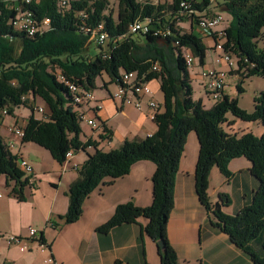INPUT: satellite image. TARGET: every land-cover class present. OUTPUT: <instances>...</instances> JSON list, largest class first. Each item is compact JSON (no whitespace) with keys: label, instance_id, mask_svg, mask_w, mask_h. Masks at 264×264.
Wrapping results in <instances>:
<instances>
[{"label":"trees","instance_id":"1","mask_svg":"<svg viewBox=\"0 0 264 264\" xmlns=\"http://www.w3.org/2000/svg\"><path fill=\"white\" fill-rule=\"evenodd\" d=\"M61 1L0 0V110L6 108L8 114H13L16 106L24 105L34 111L36 97L42 98L48 113L45 118H37L34 113L29 116L22 141L47 149L59 163L65 161L66 153L72 148L95 147L70 185L67 212L51 220V225L56 228L59 221H77L86 198L107 182L106 179L112 182L128 174L137 161L151 160L156 164L152 203L146 207H139L133 201L117 205L111 218L97 231L108 233L116 226L145 218L144 231L157 243L161 264H178L167 228L175 205L179 162L189 132L195 131L200 143L196 166V190L200 201L210 213L213 226L228 234L231 242L246 252L254 264H264V132L258 136L251 131L230 133L224 128L225 124L229 125V115L243 122H261L264 126V90L255 96L251 113L241 109L238 99L226 93L220 101L206 108L202 99L193 98L190 69L185 58L190 52L205 64L210 47L203 37L176 26L177 19L171 26L172 35L166 38L152 32L128 33L130 23L136 19L149 18L154 27L158 26V20L165 22L168 11H177L183 0H172L165 5L117 0L116 14L108 11L109 0H65L64 6ZM189 1L199 9L209 5L208 0ZM17 7L31 10L39 20L49 18L48 28L34 37L14 30L11 20ZM218 8L230 16L225 48L232 49L239 58L233 72L241 73L244 78L264 76V50L257 47L264 27V0H218ZM82 12L88 17L83 18ZM99 24L104 25L109 40L93 48L90 34L82 28ZM184 48L189 51H183ZM155 62L161 65L159 72L152 71ZM122 69L136 71L139 76H145L146 81L160 79L164 111L154 115L158 127L155 133L142 139H126L119 148L103 151L91 139L86 142L80 139L82 128L72 106L73 95L62 77L67 82L94 90L99 77L104 86L122 84ZM239 90L242 92V87L239 86ZM109 137L108 134L102 138ZM237 157L251 162V173L258 179L259 186L252 202L231 215L223 210L231 201L228 195L221 194L220 201L212 203L209 178L213 167L230 177L229 163ZM0 175L15 182L11 193L23 201L29 179L1 135ZM38 241L50 248L43 233L39 234ZM159 241L163 242V248Z\"/></svg>","mask_w":264,"mask_h":264},{"label":"crops","instance_id":"2","mask_svg":"<svg viewBox=\"0 0 264 264\" xmlns=\"http://www.w3.org/2000/svg\"><path fill=\"white\" fill-rule=\"evenodd\" d=\"M183 26L181 23L179 27ZM189 31L202 37L195 25L190 24ZM204 42L208 47L213 44L211 38H206V41L204 38ZM210 51L211 61L205 68L228 70L225 63H216L217 53L214 49ZM190 77L192 80L191 73ZM147 83L152 94L139 98L140 108L134 102L127 103L120 97H114L117 85L113 88L102 83L101 87L107 92L104 89L94 92L96 100L91 104L92 109L85 111L89 118H97L104 125L110 137L102 138L104 134L101 130L81 123L80 139L83 142L91 139L98 143L99 149L110 151L119 148L126 139H142L155 133L158 127L152 117L149 101L156 100L160 105L159 112H163L164 93L160 79H151ZM128 97L134 99L133 94L128 93ZM201 99L206 108L213 106L207 104L206 101L211 100L206 96ZM98 106V111H95ZM28 118H25L23 125L13 119L9 120L8 125L5 120L0 123V135L5 142L15 143L14 148L10 149L11 153L18 158L29 159L35 168L33 175H25L29 183L24 188L23 201L11 193L15 182L6 175H0V264L6 261L12 264H161L157 243L144 231L145 218L116 226L108 233L97 231L111 218L117 205L133 201L139 207H146L152 203L155 162L137 161L128 174L112 182L106 179L107 182L86 198L83 213L77 221H59V226L55 228L50 221L67 212L70 185L78 176V168L94 153L95 147L76 151L67 164L59 163L47 149L34 142H23L13 132L15 127L24 128ZM228 119L229 125L225 124L224 128L230 133L251 131L259 136L264 132L261 122L239 123V119L232 115ZM255 126L258 128L256 131ZM199 151L198 135L191 131L179 162L175 205L167 228L178 264H254L246 252L231 242L228 234L213 226L210 213L199 199L196 190ZM229 169L231 176L226 177L217 167L212 168L208 192L212 203L219 202L221 194L228 195L231 201L223 206V210L233 215L252 202L259 181L252 175L251 162L245 157L232 159ZM29 227L36 228L39 234L43 233L50 248L35 245L31 251H21L17 245L7 243L5 234L26 237Z\"/></svg>","mask_w":264,"mask_h":264},{"label":"built area","instance_id":"3","mask_svg":"<svg viewBox=\"0 0 264 264\" xmlns=\"http://www.w3.org/2000/svg\"><path fill=\"white\" fill-rule=\"evenodd\" d=\"M139 2H148L151 4H159L165 5L172 2V0H138ZM209 5L205 8L199 9L195 7L191 1L183 0L180 2L178 10L168 11V16H166V21L158 20V26H152L151 20L146 18L144 20L136 19L129 25V34L135 33H150L152 32L155 36H162L164 38L172 35L171 26L174 22V19L178 21L175 23L176 26L180 24V19H187L190 21L191 25H195L202 37H212L214 41V51L217 53L215 58L216 63H225L231 69L238 66L239 58L233 52L232 49H226V27L222 29H218L219 25L224 21V17L218 8V0H208ZM26 2H30V0H26ZM198 3H202V0H197ZM61 4L66 5V1L62 0ZM17 12L15 17L11 20V25L14 30L23 32L29 37H34L38 34H41L45 31L49 24L50 19L45 18L43 20H39L34 16V13L31 10L17 7ZM83 18H87L88 15L85 12L80 14ZM86 33L90 34V40L96 45H105L108 43L109 35L104 29L103 24H99L97 27L84 26L82 28ZM175 44L178 45V42ZM183 51H189L188 49H183ZM233 53H232V52ZM186 63L188 68L190 69L196 64V58L189 52L185 54ZM161 70V65L159 62H155L152 66V71L159 72ZM227 76V70L220 69L217 67L205 68L200 77L202 80V85L205 88V95L209 100L214 101L215 103L220 101L224 94L226 93V83L225 79ZM121 78L123 83L117 84L118 90L114 94V97H120L124 99L127 103L134 102L137 108L141 107V102L139 98L142 95H151L152 90L149 87L147 81L145 80V76H139L136 71H125L122 69ZM62 80L68 85L69 89L73 95L72 106L76 111L78 120L80 123H86L90 125L93 129L101 130L104 135H107V131H105L104 125L97 120V118H89L86 114L85 109L91 108V104L96 100L93 89H86L79 85H76L72 82H67L62 77ZM128 93L134 95V99L128 97ZM149 107L152 109V117L159 112L160 105L156 100L149 101ZM40 112H43L44 109L39 107L35 108ZM92 109V108H91ZM99 106L94 110L98 111ZM3 114H8L7 109H1ZM13 132L16 136L21 139L24 136V129L15 127L13 128ZM7 146L9 149L14 148V142H8ZM81 150V149H80ZM76 151L75 149H70L65 156L64 164L69 162ZM18 166L22 167V171L26 174L33 175L34 167L33 165L24 157H17ZM7 243L9 245H17L21 251H31L35 245L39 247H45L44 244H41L39 239V231L34 227H29L28 236L24 237L21 235L15 234H5L4 235Z\"/></svg>","mask_w":264,"mask_h":264},{"label":"rangeland","instance_id":"4","mask_svg":"<svg viewBox=\"0 0 264 264\" xmlns=\"http://www.w3.org/2000/svg\"><path fill=\"white\" fill-rule=\"evenodd\" d=\"M219 1H222V0H219ZM108 11H113L116 14V12H117V0H109V10ZM219 11L222 13V15L224 17V21L218 27V29H222V28H225L229 24L230 16L225 10H223L221 8H219ZM181 23H182V25H184L181 28L184 31H189L190 21H188L187 19H184V21L180 22L179 26L181 25ZM195 32H196V34H198V32L196 30H195ZM261 33H262L261 37L257 40V47L261 50H264V27L262 28ZM206 38H211L213 41L212 37H205V41H206ZM16 46H18V41L16 42ZM91 47L95 48L96 45L92 44ZM213 48H214V41H213L212 46H210V50H212ZM210 50H208L206 53L205 64H201L199 59L196 58V64L190 68V73L193 75L192 86H193V98L195 100L204 98L206 96L205 95V88L202 85V80H201L200 75H201L202 71L205 69V65L209 64V62L211 61L212 53ZM227 69L228 70H227V76L225 79V83H226V89L228 91L229 96L231 98H237L238 99V105L241 109H243L249 113L253 112V110H254V98L256 95H258L261 91L264 90V76L254 75V76H251L248 78H244L241 73H237V72L232 71V70H236V68L231 69L229 66H227ZM102 83H103V81L99 77L96 81L97 86L94 89V92H96L97 90L104 89L103 87H101ZM116 85L117 84H115V83L109 84V86H111L113 88H116ZM239 86L242 87V89H243L242 92H240ZM206 102L208 105H212V104L214 105L215 104V102L212 100L210 102H208V101H206ZM33 104H34L35 108L41 107L44 109V111L40 112L39 110H36V109L34 111H32L31 107L24 106V105L16 106L13 114H3V112L0 110V123L2 122V120H5V124L8 125L9 120L13 119L14 121L18 120L19 125H23L25 118L30 116L32 113H34V115L37 118H45L46 117L45 115H47V113H48V107H47L46 103L44 102V100L40 97H36ZM238 121H239V123H243L240 120H238ZM83 124H85V123L83 122ZM12 125H14V123ZM240 125L242 126L243 124H240ZM2 128L3 127H1V129ZM262 128H263V126H262ZM256 130H258V128L255 126L254 131H256ZM27 160L33 165V163L29 159H27ZM33 167H34V165H33ZM20 168L22 169L21 166H20ZM34 172H35V170H34ZM25 175H26V173H25Z\"/></svg>","mask_w":264,"mask_h":264},{"label":"water","instance_id":"5","mask_svg":"<svg viewBox=\"0 0 264 264\" xmlns=\"http://www.w3.org/2000/svg\"><path fill=\"white\" fill-rule=\"evenodd\" d=\"M159 245L163 248V242L162 241H159Z\"/></svg>","mask_w":264,"mask_h":264},{"label":"bare ground","instance_id":"6","mask_svg":"<svg viewBox=\"0 0 264 264\" xmlns=\"http://www.w3.org/2000/svg\"><path fill=\"white\" fill-rule=\"evenodd\" d=\"M214 49V48H213ZM232 52V51H231ZM233 53V52H232ZM238 66H236V68H237ZM90 126V125H89ZM91 127V126H90Z\"/></svg>","mask_w":264,"mask_h":264}]
</instances>
